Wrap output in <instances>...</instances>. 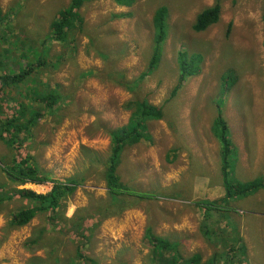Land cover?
Segmentation results:
<instances>
[{
  "label": "rangeland",
  "instance_id": "374dc122",
  "mask_svg": "<svg viewBox=\"0 0 264 264\" xmlns=\"http://www.w3.org/2000/svg\"><path fill=\"white\" fill-rule=\"evenodd\" d=\"M214 1L135 0L129 6L87 0L80 8L85 22L75 31L76 40L61 43L50 36L51 22L71 0H0V52L6 63L0 72L33 70L17 86L0 80V109L11 114L24 103L29 117L40 104L35 95L52 89L61 93L55 107L62 109L56 115L48 111L30 133L21 134L19 148L0 139V192L17 188L4 171L16 149L21 156H34L53 179L78 183L63 200L56 224L44 211L13 227L12 213L28 203L15 197L1 204L0 264H49L50 259L55 263L54 256L57 264H92L88 258L77 259L80 239L69 226L79 209L94 212L95 203L107 198L109 130L128 122L138 96L162 107L163 118L149 122V139L124 149L116 170L127 186L161 195L103 220L84 240L85 255L97 264H195L187 261L194 255L201 256L198 264H264V189L214 212L211 239L202 232L204 211L196 204L224 195L221 145L211 129L219 106L237 146L234 179L247 182L264 173V0H220V21L195 31L197 15ZM162 5L170 11L168 38L161 62L149 72L152 18ZM98 50L112 61H104ZM180 51L202 53L204 60L201 72L171 98ZM39 60L45 64L38 65ZM107 70L122 71L128 80L148 75L134 96L104 79ZM59 114L64 117L54 120ZM52 186L26 183L18 188L47 193ZM150 225L179 251L156 253L144 237ZM42 230L40 239L29 245Z\"/></svg>",
  "mask_w": 264,
  "mask_h": 264
},
{
  "label": "trees",
  "instance_id": "16d2710c",
  "mask_svg": "<svg viewBox=\"0 0 264 264\" xmlns=\"http://www.w3.org/2000/svg\"><path fill=\"white\" fill-rule=\"evenodd\" d=\"M86 1L87 0H71L70 6L57 12L54 20L51 22L50 36L53 40L61 43L67 41L73 42L76 40V38H74V33L78 28H83L85 22L80 14V8ZM114 1L119 5L129 6L135 2V0ZM221 12V2L220 0H215L212 5L204 8L197 15L193 24L194 30L197 32L206 31L212 25L218 23L221 19ZM152 20L153 49L149 61V72L156 69L162 60L170 26L169 8L165 5L158 7L154 12ZM98 53L104 58V61L106 59H108V62L112 61L108 54L99 50ZM4 57V54L0 52V70L6 67ZM203 60L204 56L202 53H188L186 51H180L178 53L179 75L172 88L171 98L176 97L189 80L201 72ZM39 61L38 65L45 64L44 60ZM26 68H20L17 72H13L12 74L0 72L2 84L17 86L26 82L31 77L33 71L32 68L28 70H26ZM94 74L97 75L98 72ZM147 75V72H144L138 79L128 80L125 73L122 71L107 70L103 72L104 79L113 81L127 90L132 91L134 96L139 95V82L145 79ZM223 81L226 90L230 89L231 83L228 82L229 77L227 75L224 76ZM34 98H39L40 104L29 117L27 116L24 103L19 106V110L17 109L11 114L0 109V139L13 148L15 145L19 148L21 144H19L18 141L22 138L21 134L26 135V132L30 133L31 129L48 111H53V114L56 115L57 111L62 110L55 107L61 99V93L58 89H52L48 93L39 92ZM130 108L131 114L128 122L121 127L109 130L111 140L110 164L107 165L104 176L108 190L107 198L100 199L98 203H95L94 212L85 213L82 209H79L69 226L70 232L80 239V243L76 246L77 259L86 260L88 258L92 264H97V261L91 256H86L82 247L84 240L90 237L91 231L107 217L121 215L126 209L137 206L140 201L154 199L161 195L158 191L156 193L137 191L122 183L120 181V176L117 174L116 169L124 149L127 146L136 145L144 139H149V122L162 119L164 113L162 107L150 103L147 99H143L139 96L132 101ZM3 114H5V116ZM64 114H59L53 119L57 121V117H64ZM211 129L213 135L218 139L221 145L220 162L224 195L220 199H204L198 200L196 203L204 211L205 221L201 229L208 239H211L214 235L209 225V219L213 217L214 212L220 211L234 199H241L256 193L260 189H264V173L260 177L247 182H240L234 179L232 171L238 160L235 161L237 146L233 141L231 129L224 116L223 108L220 106L217 109V114L213 120ZM33 157L32 155L21 156L17 153L16 149L12 162L4 166V171L8 179L16 185L17 188L8 193H4V191L0 192V210L2 209L1 204L15 197L26 200L28 203L26 207L19 209L16 213H12L10 225L13 227H21L28 224L39 212L44 211L50 213L49 219L56 224L57 220L61 218L63 200L67 199L78 187V183L75 179H53L49 173L35 163ZM46 182L53 183L51 191L47 193H38L29 188H18L19 185H24L26 183L44 184ZM43 232L44 230L41 231L38 238L30 241L29 245L36 243ZM144 237L153 245V249L156 253H163L167 250H171L174 253L179 251L178 245L175 242L154 233L153 226L151 225L147 227ZM242 246L246 248V245ZM56 257L57 256H54L55 263L50 259L49 264H57ZM200 260V255H194L188 258L187 261L189 263L198 264Z\"/></svg>",
  "mask_w": 264,
  "mask_h": 264
},
{
  "label": "crops",
  "instance_id": "0c3cea01",
  "mask_svg": "<svg viewBox=\"0 0 264 264\" xmlns=\"http://www.w3.org/2000/svg\"><path fill=\"white\" fill-rule=\"evenodd\" d=\"M220 149H221V146H220ZM237 162H238V160H237ZM258 165L256 164V162H255V167H257ZM249 243H250V238H249Z\"/></svg>",
  "mask_w": 264,
  "mask_h": 264
}]
</instances>
